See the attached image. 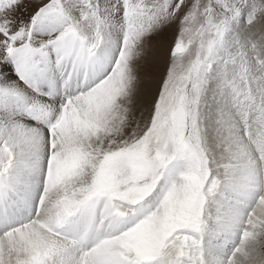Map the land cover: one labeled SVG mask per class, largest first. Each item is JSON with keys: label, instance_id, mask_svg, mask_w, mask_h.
<instances>
[{"label": "snow or ice", "instance_id": "1", "mask_svg": "<svg viewBox=\"0 0 264 264\" xmlns=\"http://www.w3.org/2000/svg\"><path fill=\"white\" fill-rule=\"evenodd\" d=\"M0 264H264V0H0Z\"/></svg>", "mask_w": 264, "mask_h": 264}, {"label": "rangeland", "instance_id": "2", "mask_svg": "<svg viewBox=\"0 0 264 264\" xmlns=\"http://www.w3.org/2000/svg\"><path fill=\"white\" fill-rule=\"evenodd\" d=\"M175 38V29H171L166 39L162 40H154L153 43L158 44L159 46L154 48L151 53L152 61H156L154 65V70H158L160 75L158 79H162L163 71H166L167 62H168V55H167V48L171 41Z\"/></svg>", "mask_w": 264, "mask_h": 264}, {"label": "bare ground", "instance_id": "3", "mask_svg": "<svg viewBox=\"0 0 264 264\" xmlns=\"http://www.w3.org/2000/svg\"><path fill=\"white\" fill-rule=\"evenodd\" d=\"M153 64L155 65L156 64V61H153ZM8 77L11 78V79H15L16 78L15 72L14 71H9L8 72Z\"/></svg>", "mask_w": 264, "mask_h": 264}]
</instances>
